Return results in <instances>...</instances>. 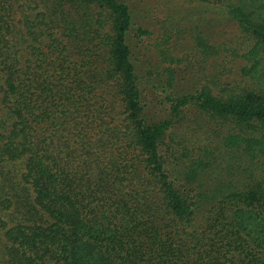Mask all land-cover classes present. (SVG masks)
<instances>
[{"label":"trees","instance_id":"1","mask_svg":"<svg viewBox=\"0 0 264 264\" xmlns=\"http://www.w3.org/2000/svg\"><path fill=\"white\" fill-rule=\"evenodd\" d=\"M181 2L0 0V264H264V0Z\"/></svg>","mask_w":264,"mask_h":264},{"label":"rangeland","instance_id":"2","mask_svg":"<svg viewBox=\"0 0 264 264\" xmlns=\"http://www.w3.org/2000/svg\"><path fill=\"white\" fill-rule=\"evenodd\" d=\"M181 1L143 0V3L137 5L136 23L152 33L142 36L141 39L134 38V51L142 60L153 58L154 52L151 51L156 46L161 24L164 26L167 22L171 25L169 18L185 10L186 4ZM160 20H162L161 24H159Z\"/></svg>","mask_w":264,"mask_h":264}]
</instances>
